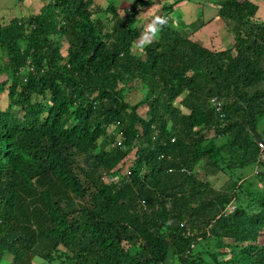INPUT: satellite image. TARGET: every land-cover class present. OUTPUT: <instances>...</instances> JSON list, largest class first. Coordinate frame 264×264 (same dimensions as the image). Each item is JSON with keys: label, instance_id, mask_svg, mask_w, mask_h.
<instances>
[{"label": "trees", "instance_id": "1", "mask_svg": "<svg viewBox=\"0 0 264 264\" xmlns=\"http://www.w3.org/2000/svg\"><path fill=\"white\" fill-rule=\"evenodd\" d=\"M39 2L37 13L0 24V259L4 251L10 264H264V189L243 202L230 188L204 190L192 173L253 167L264 142L256 7L213 4L232 48H203L186 31L200 26L176 29L166 17L140 57L134 11L149 1L122 16L109 6L108 24L93 17L91 0ZM130 88L142 92L136 104L124 97Z\"/></svg>", "mask_w": 264, "mask_h": 264}, {"label": "rangeland", "instance_id": "2", "mask_svg": "<svg viewBox=\"0 0 264 264\" xmlns=\"http://www.w3.org/2000/svg\"><path fill=\"white\" fill-rule=\"evenodd\" d=\"M136 1L137 0H91V2L93 3V5L91 6V10H93L95 13V15L93 16L94 18H99L103 20L105 24H108L110 22L109 18L112 15L110 11H106L109 6L114 8L115 14L122 16L125 10H131L134 2ZM144 1H149L150 6L144 9H141L138 6L134 11L138 14L136 19L134 20V25L138 28H141L142 30L140 38L136 40L132 50L137 56L140 57H143L142 49L144 47L140 46V41L145 27L147 26V24L151 23L154 16H159L160 11L164 8V6L174 2V0ZM220 1L221 0H191L190 2L181 4L177 10H173L169 14L167 13L165 17L169 18V23H172V25L176 29H182L181 25L184 23L188 24L194 22L195 26H200V28L194 30L192 27H190L186 30L188 33L192 32L189 33L191 34L190 37L192 38V40L196 41L199 45H201V47L214 52L226 50L232 48L235 42L233 35L227 28V25L225 24V22H223L220 15L218 14V10L213 7V4ZM237 1L247 5V8H244L243 10L244 14L246 13V11L249 12L250 8L248 7V4L254 5L256 7V10L251 13L253 15L252 17L255 19L256 23H264V0ZM245 1H247V3H245ZM41 6L42 3L39 2V0H0V24H6L11 19V17L25 19L31 16L33 13H37L38 9ZM2 15L5 16L3 17ZM210 20L212 21V25H208L209 27L207 26V28L205 24H209ZM106 30H108L107 26L103 30V32H106ZM211 31L213 32L212 37ZM1 58H4V56L0 52V63L3 62V59L1 60ZM258 89L264 90V82L258 86ZM142 96V92L138 89L130 88L129 90H126L124 92L125 99L131 104H136L137 102H139ZM5 98V94H0V108L6 107ZM175 105L181 108L179 102H176ZM181 109L184 113H187L186 110H184L183 108ZM137 111L139 116H141L143 119H147V108L145 106L140 107ZM116 132L117 131H115V133ZM218 142H221V140H219ZM127 162L128 164H132L129 160ZM254 166L245 169L224 168L222 172H219L217 174H209L208 176H205L204 171L201 170L200 166H198L196 168L197 171L193 170L192 173L194 177L197 178V180H202L205 187L204 190L210 189L212 191L222 193L223 191H227V189L229 190L230 188L233 189V192H236V195L240 196L241 201L244 202L250 200L247 193L251 192V194L259 195L264 189V180H261L259 175L255 177ZM245 180L248 183L244 186L242 185V188H239L240 184ZM235 206V201L230 202L224 208L223 214L227 215L233 212L236 208ZM129 250L135 253L138 251V247L131 248ZM206 259L209 260V257L207 256ZM11 260L12 255H10V253L4 251L1 253L0 264H10ZM31 264H42V262H40V259L38 257H34ZM48 264H61V261L59 259H56L53 263Z\"/></svg>", "mask_w": 264, "mask_h": 264}, {"label": "clouds", "instance_id": "3", "mask_svg": "<svg viewBox=\"0 0 264 264\" xmlns=\"http://www.w3.org/2000/svg\"><path fill=\"white\" fill-rule=\"evenodd\" d=\"M167 25V18L163 16H154L151 23L147 24L142 34L140 46L144 47L147 43H151L159 37V33L163 26Z\"/></svg>", "mask_w": 264, "mask_h": 264}, {"label": "built area", "instance_id": "4", "mask_svg": "<svg viewBox=\"0 0 264 264\" xmlns=\"http://www.w3.org/2000/svg\"><path fill=\"white\" fill-rule=\"evenodd\" d=\"M30 72L33 71L32 67L28 68ZM209 102L212 104V106L215 108L216 112L221 111V102L217 98H211ZM257 157L255 161L254 166V174H257L258 171L263 167L264 165V142H257Z\"/></svg>", "mask_w": 264, "mask_h": 264}, {"label": "crops", "instance_id": "5", "mask_svg": "<svg viewBox=\"0 0 264 264\" xmlns=\"http://www.w3.org/2000/svg\"><path fill=\"white\" fill-rule=\"evenodd\" d=\"M207 23H208V22H207ZM208 25H209V26L212 25V21H211V20H210L209 24H205L206 27H207ZM209 26H208V27H209ZM208 27H207V28H208ZM212 34H213V32L211 31V37H212ZM216 40H217V39H216Z\"/></svg>", "mask_w": 264, "mask_h": 264}]
</instances>
